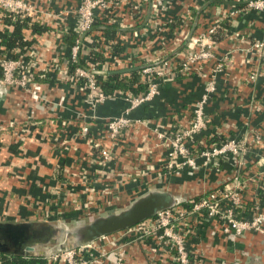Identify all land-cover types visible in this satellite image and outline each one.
Here are the masks:
<instances>
[{"label": "built area", "instance_id": "obj_1", "mask_svg": "<svg viewBox=\"0 0 264 264\" xmlns=\"http://www.w3.org/2000/svg\"><path fill=\"white\" fill-rule=\"evenodd\" d=\"M227 1L231 4L222 5L217 15L207 18L200 32L193 31L184 46L174 56H168V51L164 52V49L171 43L178 44L174 45L175 48L181 46L190 32L187 28L190 20L187 18L191 15L182 14L177 36L170 38L167 35V24L173 17L169 14L173 0H81L73 11L75 23L72 28L67 25L65 11L46 10L32 0H0V86L36 90L41 87L40 78H46V71L54 70L58 81L73 84L84 93L85 102L91 111L88 119L84 118L87 114L79 115L82 117L80 123L70 137L55 135L56 149H61L59 152L64 158L78 151L77 146L69 143L73 136L88 145L89 150L84 156H78L79 160L57 164L62 173L58 180L62 181V196L55 200V203L58 202L55 208H48L44 212L39 210L42 215L39 217H44L42 219L46 221L62 220L70 213L79 217L118 205L121 188L136 177L132 172L115 168L114 164L119 158L117 148L125 147L126 131L138 123H144V120L130 116V112L151 101L164 84L192 75L202 79L203 90L193 103L190 120L187 124L169 123L155 128L156 138L165 150V155L155 162L143 159L142 166H137L141 171L139 174L156 171L157 176L153 181L164 184L166 177L183 170L193 173L199 166L198 162L216 171L226 162L233 169V176L205 189L204 196L192 202L191 207L177 205L164 209L131 227L75 248L54 252L45 256L47 264H120L129 242L147 239L153 241L150 244L152 252L164 248L175 264H196L195 252L188 242L194 227L188 217L198 213H202L206 220L216 219L220 230L230 240L243 237L247 232L264 233V133L249 125L242 136H226L220 142H215L211 140L213 133L205 131L208 126L205 106L217 89V74L224 67V58H218L217 55L218 42L214 40V34L224 18L231 22V36H237L241 32L237 25H241L251 13L264 16V0ZM134 13H138L144 22L139 29L135 27L141 26L139 22L142 19L136 20ZM125 15L131 18L126 19ZM5 17L38 22L49 27L47 31H54L58 37L73 32L75 38L67 56L56 55L47 65H41L34 44L23 53H19V48L12 51L5 49L2 43ZM95 21H101L103 24L100 25L108 28L132 29L135 37L143 38L149 36L151 27L158 32V46L150 49L151 56L144 60L132 47L117 51L114 48L118 39L114 43L104 44L102 36H92ZM247 40L250 52L260 60L264 70V37ZM87 41L92 45L86 47ZM88 47L89 51L85 52ZM63 57L65 60L62 64ZM135 58L138 59L137 63H134ZM211 61L212 65L207 67ZM132 67H136V70H132L136 71V84L144 85L139 92L121 89L104 92L96 79L97 75L93 73ZM256 76L255 69L247 75V80H255ZM115 100L127 103L122 114L98 116L95 113L97 106ZM56 122L55 118L47 120L48 125ZM138 150H144L146 154L151 152L147 139ZM250 186H254L256 194L247 198L245 191H249ZM258 192L261 194L258 195ZM249 201L253 203V212L248 216L245 205ZM48 202L54 203L52 199ZM107 245L111 247L107 249Z\"/></svg>", "mask_w": 264, "mask_h": 264}, {"label": "crops", "instance_id": "obj_2", "mask_svg": "<svg viewBox=\"0 0 264 264\" xmlns=\"http://www.w3.org/2000/svg\"><path fill=\"white\" fill-rule=\"evenodd\" d=\"M32 1L46 10L65 11L67 25L72 28L75 23L73 11L81 0ZM226 4L231 2L173 0L169 14L173 16V20L180 19L182 14H193L195 18L199 8L204 5L196 24V27H200L202 24H199V18L202 12L207 15V18H213L219 13L221 6ZM124 17L131 18L130 15ZM135 17L136 20L142 19L139 15ZM250 20L251 22H248ZM139 23L141 26L138 25L135 29L143 26V19ZM238 25L237 28L241 31L239 35H230L218 41L217 55L218 58H224V67L217 74V89L205 106L206 117H208V126L205 131L208 134L214 132L218 137L221 135L240 137L249 125L259 128L264 133V70L260 60L250 52V44L247 40L264 37V16L253 12L241 25ZM96 26L93 27L92 36L100 37L102 33L96 32L100 30L96 29ZM12 29L13 27L8 25L7 30ZM109 29H114L116 34L114 38L107 41L114 43L115 39L119 40L115 50L132 47L141 60L150 57L149 50L158 46L156 37L158 32L153 31L151 27H149V38L135 37L132 29L118 27ZM168 32L166 31L167 34ZM23 34L26 38L32 39V44L41 59V65H47L56 55L67 56L69 46L74 40V34L71 35L70 31L62 37H58L54 31L47 30L35 34L30 29H24ZM85 44L86 47L92 45L89 41ZM174 45L178 44L171 43L164 49V52L168 51V56H174L177 53L176 50L180 46L175 48ZM8 50L12 51V49ZM88 51L89 47L85 52ZM64 60L63 57L62 64ZM134 61L137 63L138 59L135 58ZM61 63L59 64L63 66ZM83 64H85L84 60ZM210 65L212 61L206 66ZM255 69L257 70L256 79L248 81L247 75ZM46 72V78L39 80L45 96V99L41 101L43 108L36 110L34 115L30 117L26 114V117L25 114L22 116V113L11 110L10 104L13 100L19 101L16 95L23 93L19 88L8 95L4 103L0 105V221L37 222L44 218L39 217L42 216L39 210L44 212L48 208H55L58 203H55V200L62 196V181H58L62 173L57 168V164L62 165L79 160L78 156H84L89 150V146L75 136L69 143L77 146V154L71 153L64 158L59 152L61 149H56L55 135L61 138L65 135L70 137L80 123L79 119L82 117L79 115H90L91 111L82 91L73 84L58 81L56 71ZM202 90V79L199 76L180 78L176 82L164 84L160 88V93L151 101L141 104L130 112V116L142 119L144 123H138L126 131L125 142H123L125 147L117 148L119 158L114 164L115 168L132 172L136 177L123 185L120 191L121 200L118 204L148 188L165 186L175 176L183 177L189 174L188 170H183L179 174L166 177L164 184L160 182L161 185L158 180L153 181V178L157 176L156 171L150 170L139 174L141 171L138 167L142 166L143 159L155 162L165 155V150L156 138L155 128L169 123L187 124L191 118L193 103L200 97ZM126 104L123 100L109 101L97 106L95 113L98 116L120 115ZM256 106L259 108L257 109ZM89 115L84 118L88 119ZM51 118H55L56 124H47V120ZM146 139L151 147V152L147 154L144 150H138ZM198 163L199 166L194 171L196 177L197 174L202 177V180L196 178L198 181L196 190H200L199 187L202 188L200 192H197L198 194L233 176V169L229 163H222L219 171ZM143 165H145L144 161ZM255 194L254 186H250V190L245 191L247 198ZM50 199L54 203L48 202ZM252 205L253 203L249 201L245 206ZM188 218L191 219L194 227V233L189 236L188 242L195 252L196 264H264V233L247 232L243 237L230 240L224 236L216 219L206 220L202 213L193 214ZM152 243V239L129 242L120 264H175L170 253L164 248L160 247L156 252H152L150 249ZM110 247L111 245L106 246L107 249Z\"/></svg>", "mask_w": 264, "mask_h": 264}, {"label": "water", "instance_id": "obj_3", "mask_svg": "<svg viewBox=\"0 0 264 264\" xmlns=\"http://www.w3.org/2000/svg\"><path fill=\"white\" fill-rule=\"evenodd\" d=\"M199 8L192 28L178 52L192 34L198 21ZM105 29L107 26H96ZM175 52V53H176ZM121 68L107 71H94L100 74H122L135 70ZM14 92V87L0 86V105ZM198 193L191 188L180 186L152 187L128 199L122 205L105 208L70 220L48 221L43 229L31 221H0V254L45 257L57 251L75 248L94 241L102 236L131 227L152 217L158 212L175 207L194 198ZM73 226H69L72 225Z\"/></svg>", "mask_w": 264, "mask_h": 264}, {"label": "trees", "instance_id": "obj_4", "mask_svg": "<svg viewBox=\"0 0 264 264\" xmlns=\"http://www.w3.org/2000/svg\"><path fill=\"white\" fill-rule=\"evenodd\" d=\"M138 13H134L133 17L137 16ZM191 15V16H190ZM189 18H187L189 21L188 29L189 31L192 28L193 24V18L194 15L190 14ZM180 19L173 20L169 22L168 24V34L170 38H174L178 34V30L180 28ZM207 23V15L202 12L199 18V24L200 27H195L193 31L195 33H198L201 31V29L204 27ZM95 25H100L103 24L101 21L94 22ZM4 25H6L2 37V43L5 49H15L19 48L20 52L23 53L25 52L32 44L31 40L26 39L25 35L23 34L24 29H30L33 33L35 34H40L42 32H45L48 27L45 25H41L38 22H32L30 23L28 19L24 18L23 20H20L19 18L16 20H12L11 17H5L4 19ZM8 25H11L13 27L12 30L8 31L7 27ZM203 26V27H201ZM99 32L102 33L103 39L105 38L104 44L109 43L110 39L114 38V35L116 34L114 29H109L108 27L105 29H100L98 30ZM73 32L70 31V34L72 35ZM74 34V33H73ZM231 35V22L229 21L228 18H224L222 22L220 23V28H218L217 32L214 34L213 38L215 41H220L221 39H224L227 36ZM75 38V34L73 36V39ZM182 39V38H181ZM109 40V41H107ZM107 41V42H106ZM183 41V40H182ZM184 42V41H183ZM117 49V47L115 46ZM96 79L98 83L101 85V88L104 92H111L114 90H131L134 92H139L143 89L144 85L136 84V71H131V72H125L124 74H107V75H97ZM18 90L17 87H14V92ZM4 101L1 102L3 104ZM223 135L217 136L213 132L211 140L217 142L221 139H224ZM241 169V167H240ZM204 196V193H200L196 195L194 198H191L189 201L180 204V206H183L185 208H189L192 206V202L200 200ZM120 205V204H118ZM246 215H252V208L247 206L245 208ZM154 216V215H153ZM68 217L67 215L65 216L64 219H72ZM54 219V218H53ZM39 227L43 229L44 226H47L49 224L48 221L42 219L37 222H35ZM0 264H47V258L46 257H39V256H19V255H6V254H0Z\"/></svg>", "mask_w": 264, "mask_h": 264}, {"label": "rangeland", "instance_id": "obj_5", "mask_svg": "<svg viewBox=\"0 0 264 264\" xmlns=\"http://www.w3.org/2000/svg\"><path fill=\"white\" fill-rule=\"evenodd\" d=\"M19 89L23 93H20V94L16 95V99H18L19 101L16 102V101L13 100V102L10 104L11 110H13L15 113L16 112L20 113V114L22 113L21 114L22 116H24V114H25V116H26V114H28L31 117L32 115L35 114L36 110H39V108L40 109L43 108V105H42L41 101H43L45 99V96H44V94L42 92V88L41 87L37 88L39 90H37V89L36 90L35 89L34 90H29V89H26V88L25 89L24 88H19ZM31 101H32V103H31ZM53 103L54 102H52V104ZM43 104H44V102H43ZM195 175L196 174H194V172H193V173H189L187 175H184L183 177L175 176L168 183H166L167 185H165V186L163 185L162 187H166V186L167 187H174V186L178 185V186L184 187V188L191 187L196 192H200L201 189H202L201 187H199L200 190H196L197 189L196 187L198 186V181L196 180V178H198L199 180H202V177L199 176L198 174H197V177ZM127 200H125L122 203H120V205L125 203ZM67 216L72 218V219L77 217L74 213H70ZM79 217H81V215H79ZM73 225L74 224L69 225V226H73Z\"/></svg>", "mask_w": 264, "mask_h": 264}]
</instances>
